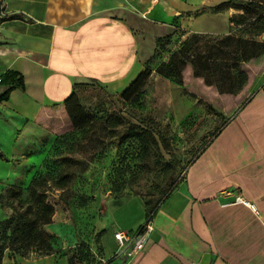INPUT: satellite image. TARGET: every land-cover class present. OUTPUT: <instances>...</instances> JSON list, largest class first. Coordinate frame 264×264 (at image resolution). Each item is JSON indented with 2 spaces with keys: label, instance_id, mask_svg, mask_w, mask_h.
Returning a JSON list of instances; mask_svg holds the SVG:
<instances>
[{
  "label": "crops",
  "instance_id": "1",
  "mask_svg": "<svg viewBox=\"0 0 264 264\" xmlns=\"http://www.w3.org/2000/svg\"><path fill=\"white\" fill-rule=\"evenodd\" d=\"M223 1L0 0V74L17 71L24 82L0 100V151L10 159H0V167L13 169L9 177L0 176V193L6 185H20L12 163L29 161L30 138L45 136L47 120L60 114L79 86H128L144 70L147 43L162 35L173 40L228 34L235 8L221 7ZM143 22L165 33L149 36ZM8 213L0 203V218ZM145 219L146 208L136 198L115 207L110 231L101 235L98 264H264V82L152 209L153 228L139 253L115 257L113 231L134 230ZM2 264L69 260L57 249L40 256L6 249Z\"/></svg>",
  "mask_w": 264,
  "mask_h": 264
},
{
  "label": "rangeland",
  "instance_id": "2",
  "mask_svg": "<svg viewBox=\"0 0 264 264\" xmlns=\"http://www.w3.org/2000/svg\"><path fill=\"white\" fill-rule=\"evenodd\" d=\"M240 12L235 9V16ZM142 27L149 36L165 33L147 22ZM230 28L223 35L191 33L185 39L180 35L163 40L161 51H155L156 40L150 41L143 69L150 68L151 74L132 99L122 98L127 86L81 85L76 97L87 113L86 125L73 128L74 119L64 107L47 120L45 136L32 135L31 151L25 154L29 161L12 163L15 180L25 198L29 177L51 175L47 198L55 212L48 230L55 234L58 252L74 261L78 249L93 246V260L83 264L101 262V235L110 231L111 211L131 198L153 208L210 137L264 82V25L232 23ZM227 36L259 45L254 49ZM135 124L164 142L144 153L137 139L123 138ZM68 157L69 162L63 161ZM7 166L0 167V176L9 177L13 169ZM60 169L68 182L57 188L52 182ZM7 187L2 191L8 201Z\"/></svg>",
  "mask_w": 264,
  "mask_h": 264
},
{
  "label": "trees",
  "instance_id": "3",
  "mask_svg": "<svg viewBox=\"0 0 264 264\" xmlns=\"http://www.w3.org/2000/svg\"><path fill=\"white\" fill-rule=\"evenodd\" d=\"M262 0H247L245 2H235L233 0H225L221 7H232L240 9L241 12L235 16L232 14L229 17L230 22L234 24H252L259 23L264 25V11H262ZM169 35L158 37L156 39V50H162L164 48L161 43L163 40L167 41ZM226 39L234 40L237 44L244 43L249 46H258L259 42L256 40H246L239 37L227 36ZM256 53V50H254ZM151 74L150 68H145L122 92V98L125 100L132 99L137 94L142 86L146 83L148 77ZM2 75L1 85H4V90L0 93V100H6L9 97V93L14 88H24L23 76L17 71L10 70L4 72ZM68 116L73 117V128H79L87 123V113L79 104L76 92L73 96H70L65 105ZM133 137L140 143L141 149L144 153H147L153 146H159V141L155 135L148 129L141 125L135 124L129 126L123 133V138ZM164 146V144H163ZM0 159L3 161H9V158L0 151ZM68 158H63V161H68ZM51 175L47 174H34L29 183L26 186L27 196L22 198L23 186L20 185H7V194L10 199L7 201L4 197L3 191L0 193V203L4 208L11 209L10 213L0 220V264H2V258L6 249L11 251L12 255L21 256H40L49 254L54 248L55 234L50 232L46 225L52 222V218L55 212L53 203L47 198V190L52 186L49 182ZM68 182V176L62 174V170H58L55 175V179L52 182L57 188H60ZM166 191L163 200L170 192ZM159 201V202H160ZM158 202V203H159ZM157 203V204H158ZM156 204V205H157ZM155 205V206H156ZM153 206V208L155 207ZM146 217L152 213V209H148L146 206ZM104 232V231H103ZM102 232V233H103ZM101 248V247H100ZM101 250V249H100ZM77 263L83 264V262L89 263L93 260V254L90 248L77 250ZM69 264H77L73 261L71 256H68Z\"/></svg>",
  "mask_w": 264,
  "mask_h": 264
},
{
  "label": "built area",
  "instance_id": "4",
  "mask_svg": "<svg viewBox=\"0 0 264 264\" xmlns=\"http://www.w3.org/2000/svg\"><path fill=\"white\" fill-rule=\"evenodd\" d=\"M2 75L0 74V84ZM245 203H249L246 199H242ZM152 213L146 217L145 221L134 230L115 229L113 237L116 243L115 257L122 259H130L139 253L144 247L149 233L152 230Z\"/></svg>",
  "mask_w": 264,
  "mask_h": 264
}]
</instances>
